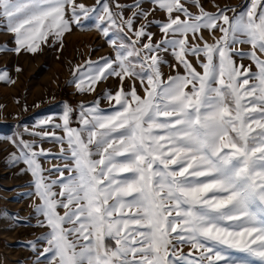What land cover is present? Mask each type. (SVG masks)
<instances>
[{"label":"snow or ice","instance_id":"snow-or-ice-1","mask_svg":"<svg viewBox=\"0 0 264 264\" xmlns=\"http://www.w3.org/2000/svg\"><path fill=\"white\" fill-rule=\"evenodd\" d=\"M151 2L166 21H148L143 0L116 3L115 12L108 0H97L99 8L77 0H0V28L13 35L17 54L36 53L49 40L62 47L73 26L84 29L83 21L99 12L95 27L115 57L75 66L73 83L92 92L109 77L121 82L114 94L104 93L111 112L99 108V98L80 105L79 128L70 127L67 104L62 124L38 122L62 128L63 137L32 135L59 143L54 158L66 161L63 166L45 170L39 157L51 156L49 150L12 141L19 154L9 163L26 165L21 173L31 174L40 201L38 226L48 229L38 238L46 245L39 255L48 264H264V59L257 55H264V0H251L239 13L218 6L210 13L191 0L198 15L181 0ZM152 24L162 34L155 43ZM125 30L135 39L117 36ZM202 30L220 35L209 44ZM189 34L202 46L190 44ZM237 44L250 51L234 50ZM169 50L176 61L171 67L184 73L165 80L159 53ZM233 56L251 60L257 72L236 65ZM126 78L133 80L127 89ZM0 82L14 83L6 70ZM45 171L58 176L50 179Z\"/></svg>","mask_w":264,"mask_h":264},{"label":"rangeland","instance_id":"rangeland-1","mask_svg":"<svg viewBox=\"0 0 264 264\" xmlns=\"http://www.w3.org/2000/svg\"><path fill=\"white\" fill-rule=\"evenodd\" d=\"M108 2L113 5L112 10L115 12L118 11L114 7L116 3L126 6L133 4L134 0H108ZM250 2L251 0H200L203 9L210 13H215L217 6L235 9L239 13L246 11ZM77 3L84 4L88 8H99L97 0H77ZM181 3L193 15L199 14V9L191 3V0H181ZM142 7L149 13L148 21H166V14L151 0H143ZM99 14L97 12L87 21H83L86 24L84 29L73 26L71 32L66 33L62 38V47L59 42L53 44L49 40L48 43H41L40 50L36 53L21 50L17 54L12 51L16 47L13 35L0 28V70H6L10 80L14 81V83L0 82V264H48V261L39 255L46 245L43 241H38V238L48 229L38 226V221H41L43 217L35 212V207L40 201L34 194L33 177L27 171L21 173V169L26 168L23 163H17L15 166L9 163L11 154H19V149L12 141L22 139L35 142L38 146L37 150L39 148L49 150L52 153L51 156L39 157V162L45 170L56 165L63 166L66 161L54 158L59 156L61 145L50 137L41 139L40 136L32 135L33 132L54 131L57 136L63 137L62 128L56 129L52 126L41 128L37 126L38 122L52 118L53 124H62L60 117L67 104L73 110L70 127L79 128L80 105H91L97 98L100 101V109L105 112L112 111L108 100L103 96L105 91L115 93L121 85L119 79L109 77L99 82L95 86V91L92 92H79L73 83L75 77L72 69L75 66L87 60L97 61L101 57H115L108 38L95 27L94 21ZM131 14V10L126 7L124 17H129ZM232 14L228 12V15ZM181 19H184L182 15ZM142 22V19L136 20L135 27L139 28ZM148 31L153 34L154 43L162 38L159 27L155 24H152ZM113 32L115 33V29ZM120 35L135 39L127 30L123 34H117V36ZM202 35L203 40L211 44L220 33L202 30ZM74 36H79V39L73 41ZM145 42H147L146 38ZM189 43H198L202 46L201 41L192 40L191 34H189ZM234 50L248 52L250 46L237 44L234 45ZM257 55L264 59V55L259 52ZM159 56L163 61L160 69L165 80L170 75H176L177 72L184 73L182 67L175 70L171 67L176 64L171 50L161 51ZM188 59L196 71L202 74L203 69L197 62V58L189 56ZM203 59L201 56L200 60ZM233 60L236 65L249 67L252 73L257 72L256 65L251 60L239 56H233ZM17 69L20 70L17 71ZM132 84V79H125L126 89ZM135 87L138 94L143 97L144 91L138 79L135 80ZM63 147L67 149V143ZM44 175L49 176L50 179H56L58 176L57 173L49 174L47 171ZM54 191L59 192V188H55ZM58 211L63 214L64 209L60 208ZM29 242L36 244L35 251L29 246ZM189 250L188 245L182 248L185 255Z\"/></svg>","mask_w":264,"mask_h":264},{"label":"bare ground","instance_id":"bare-ground-1","mask_svg":"<svg viewBox=\"0 0 264 264\" xmlns=\"http://www.w3.org/2000/svg\"><path fill=\"white\" fill-rule=\"evenodd\" d=\"M88 36V35H87ZM86 37V36H85ZM73 41H76V40H78L79 39V36H74L73 38ZM81 39H83L82 37H81Z\"/></svg>","mask_w":264,"mask_h":264}]
</instances>
